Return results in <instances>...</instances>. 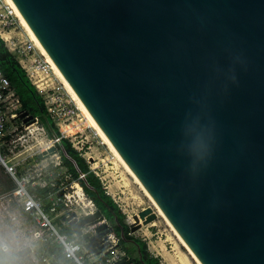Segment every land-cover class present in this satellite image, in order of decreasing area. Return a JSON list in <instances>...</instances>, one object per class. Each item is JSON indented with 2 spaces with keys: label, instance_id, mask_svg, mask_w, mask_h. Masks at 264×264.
I'll use <instances>...</instances> for the list:
<instances>
[{
  "label": "water",
  "instance_id": "95a60500",
  "mask_svg": "<svg viewBox=\"0 0 264 264\" xmlns=\"http://www.w3.org/2000/svg\"><path fill=\"white\" fill-rule=\"evenodd\" d=\"M12 2L197 259L264 264V0ZM63 220L95 253L111 231L99 209Z\"/></svg>",
  "mask_w": 264,
  "mask_h": 264
},
{
  "label": "built area",
  "instance_id": "2783aa9c",
  "mask_svg": "<svg viewBox=\"0 0 264 264\" xmlns=\"http://www.w3.org/2000/svg\"><path fill=\"white\" fill-rule=\"evenodd\" d=\"M20 23V18L13 5L8 0H0V37L4 40L7 48L17 56L30 81L44 98L47 109L61 134L52 138L48 136L49 142L41 143L37 151H30V147L27 145L29 137L36 129L48 135L46 127L37 116H32L30 123L24 121L21 115L25 110L22 109L20 97L0 69V167L17 185L16 189L2 196L11 197L10 200L13 199L18 203L21 202V207L16 208L12 213L15 217L11 224L14 228L19 227L23 232L21 235L22 244L15 251H12L8 243L9 240L4 241L1 248L7 247L8 251L2 252L11 255L18 254L25 247L31 248L29 255H15V259L10 255H1L0 264H115L126 254L119 247V239L112 231L107 233L104 236L105 240L97 245L101 251L95 253L89 250L86 242H77L70 235L60 232L54 224V217L63 214L58 212V206L64 204L66 209L70 207V204H73V192L68 189L69 187L73 189L76 187L75 185L78 187L79 182L68 183L67 180L63 181L61 178L58 180L57 177H51L52 174L48 176L50 173L47 174V171L53 164L57 168L63 167L57 143L62 138H68L67 131L71 129L72 124L70 120L79 114L72 97L64 93L63 83L55 82L51 77L53 68L46 57L37 52L32 40L27 37L23 38L17 32ZM72 144L82 153L83 147L76 146L73 141ZM52 147H56V151L47 156L55 155L57 157L55 162L54 160L50 162L47 156L39 157L40 153L49 151ZM35 157H38L39 160L33 162ZM84 176L85 173L80 174V177ZM48 179L50 182L47 181ZM42 182H45L49 188L64 191L61 196L58 195L57 190L49 191L51 200L49 209L46 208L44 198L36 193V189ZM114 201L121 207L115 198ZM75 204L84 209V206L78 201ZM69 210L79 215L76 208ZM95 210L84 209L81 216L90 215ZM53 213L55 216H52ZM95 227L93 226L91 229L94 230ZM74 236H76L75 233ZM52 245H55V248L61 247L69 261L64 262L56 253L51 252Z\"/></svg>",
  "mask_w": 264,
  "mask_h": 264
},
{
  "label": "rangeland",
  "instance_id": "374dc122",
  "mask_svg": "<svg viewBox=\"0 0 264 264\" xmlns=\"http://www.w3.org/2000/svg\"><path fill=\"white\" fill-rule=\"evenodd\" d=\"M17 32L22 35L23 38L27 37L29 40H32L35 43L22 22L20 23ZM35 46L37 52L44 55L37 47L36 43ZM51 77L53 80H55V82H62L55 71L53 72V70ZM64 90V93L70 95V97H72L74 100L73 96L71 93H69L66 87ZM65 96L67 95L65 94ZM74 102L77 105L76 108L79 115L70 120L72 124L71 129L67 131L69 134L67 139H69L71 142L73 141L76 146L84 148L82 150V154L87 159L90 169L101 178L106 191H108V193L118 201L122 207L121 209L126 215V221L129 224H132L135 221L134 215L138 214L143 208L149 206L154 207L158 213V217L154 221L146 225L143 224L142 227L138 228L134 232L131 231L130 234L133 237L144 241L146 251L152 256L161 257V261L164 264H184L183 259L186 261V264H197L194 257L186 248L184 244L185 241L183 242L176 229H174L169 224L168 220L159 213L152 200L144 193L122 160L104 141L99 132L91 125L84 112L78 106L77 102L75 100ZM41 139L45 140V142H49L48 135L40 132L39 129H36L33 135H31L27 141L30 151L34 152L39 149ZM47 157L49 158L50 162L52 160H54V162L57 160L55 155H49ZM35 160H39L38 157H35L33 162H35ZM53 165H50V168L47 171V174L48 172L50 173L48 176H51L52 174L51 177H57L58 180L61 178L63 181H68L69 176H66L67 174H65L66 169L63 167L57 168ZM49 180L50 179L47 181L50 182ZM75 186L76 187L73 189L70 187L68 189L73 192V204H70V207H67L66 209L76 208L78 213L81 214L84 213V209L87 211L90 209H96L93 201L88 197L87 194H85L84 190H82V195L88 202L89 206L85 207L83 205V209L75 204L77 201L80 203L79 198L75 193L76 191H73L78 189L77 185ZM2 195H0V248L4 241L9 240L8 243L11 246L12 251H15L22 244L21 235L23 232L19 229V227H16L17 229L14 228L13 224H11V221L13 220V217H15V215H12V213L15 212L14 210H16V208L19 209L21 207V202L18 203L13 199L10 200L11 197H3ZM49 204H51L50 198H48L45 202L46 207ZM66 211L67 210H64L63 212ZM58 212H61V210ZM52 216H55V213H53ZM53 221L60 232H67V234L69 233L70 235L71 231H73L71 226H69L67 222L63 220L62 214L54 217ZM83 228L85 230H91L92 227ZM81 242L84 243L85 240L81 239ZM87 244L89 245V242ZM4 255L11 254L5 253ZM15 255L19 254H14V259L16 257ZM165 255L169 257L168 260H166Z\"/></svg>",
  "mask_w": 264,
  "mask_h": 264
},
{
  "label": "trees",
  "instance_id": "16d2710c",
  "mask_svg": "<svg viewBox=\"0 0 264 264\" xmlns=\"http://www.w3.org/2000/svg\"><path fill=\"white\" fill-rule=\"evenodd\" d=\"M0 69L20 97L22 109L28 111L32 116L39 117L40 122L46 127L50 138L59 136L61 132L51 117L44 98L30 81L17 56L7 48L1 37ZM57 150L61 155L62 165L66 169L65 174L69 176L67 182H79L85 194L95 203L97 209L105 215L111 231L119 239V247L133 260V263L164 264L161 261V257L152 256L146 251L144 241L130 234L131 227L126 221L125 213L114 201L113 197L106 191L101 178L90 169L87 159L80 151L73 147L72 142L67 138H62L61 141L57 143ZM82 173H85L84 177H80ZM16 186L13 179L2 167H0V195L13 191L16 189ZM50 190L56 191L57 189L49 188L45 182H42L36 189V193L46 198ZM49 207L48 205L46 208L49 209ZM72 234L73 231H71L70 235ZM50 251L56 253L63 261H69L61 247L55 248V245H52ZM1 255H4L2 251H0V256Z\"/></svg>",
  "mask_w": 264,
  "mask_h": 264
},
{
  "label": "bare ground",
  "instance_id": "6f19581e",
  "mask_svg": "<svg viewBox=\"0 0 264 264\" xmlns=\"http://www.w3.org/2000/svg\"><path fill=\"white\" fill-rule=\"evenodd\" d=\"M9 3H11L13 5V7L16 9L17 15L19 16V18L21 19V22L24 24V26L27 28L28 32L30 33V35L32 36L33 40L35 41L37 47L41 50V52L47 57L48 62L51 64V66L53 67V70L55 71V73L58 75L59 79L63 82V84L65 85L66 89L69 91V93H71V95L73 96L74 100L77 102L78 106L80 107V109L84 112V114L86 115L87 119L89 120V122L91 123V125L99 132V134L101 135V137L104 139V141L109 145V147L115 152V154L122 160V162L124 163V165L127 167V169L130 171V173L134 176L135 180L137 181V183L139 184V186L141 187V189L144 191V193L152 200L153 204L156 206V208L158 209L159 213L166 218L165 214L163 213V211L158 207V205L156 204V202L154 201V199L152 198V196L149 194V192L145 189V187L143 186V184L140 182V180L138 179V177L135 175V173L130 169V167L124 162V160L121 158V156L118 154V152L115 150V148L112 146V144L109 142V140L105 137V135L102 133V131L99 129V127L96 125V123L92 120V118L89 116V114L85 111V109L82 107V105L78 102V100L75 98V96L72 94L71 90L69 89V87L67 86V84L65 83L64 79L62 78V76L60 75L59 71L57 70V68L55 67V65L53 64V62L51 61V59L49 58V56L47 55V53L45 52V50L43 49V47L41 46V44L39 43V41L37 40V38L35 37V35L33 34L32 30L30 29V27L28 26V24L26 23V21L24 20V18L22 17V15L20 14V12L18 11V9L16 8V6L14 5V3L12 2V0H8ZM41 143H44L45 140L41 139L40 140ZM81 185L78 184V189L76 190V195L79 198V201L82 205H84L85 207L89 206L88 202L85 200V198L82 195V190H81ZM76 197V198H77ZM167 219V218H166ZM168 220V219H167ZM169 224L173 227V225L170 223V221L168 220ZM174 228V227H173ZM175 229V228H174ZM178 233V232H177ZM179 234V233H178ZM181 237V236H180ZM182 238V237H181ZM183 240V239H182ZM184 242V240H183ZM186 248L188 249V251L190 252V254L194 257L195 261L197 264H202L197 257L194 255V253L190 250V248L186 245V243L184 242ZM172 262V261H171ZM183 263L186 264V261H184L183 259Z\"/></svg>",
  "mask_w": 264,
  "mask_h": 264
},
{
  "label": "crops",
  "instance_id": "0c3cea01",
  "mask_svg": "<svg viewBox=\"0 0 264 264\" xmlns=\"http://www.w3.org/2000/svg\"><path fill=\"white\" fill-rule=\"evenodd\" d=\"M58 191V190H57ZM60 191H58L57 193H59ZM40 196V195H39ZM41 197V196H40ZM48 198H50V195L48 194V196L46 197V198H44V200H45V202L47 201V199ZM50 202V201H49ZM64 210H67L66 212H63ZM61 212H63V214L62 215H70L71 213H72V211H70L69 209H65L64 207H63V209L61 210ZM74 213H76V212H74ZM76 215L80 218V217H82L81 215V213H79V215L76 213ZM67 222V224L69 225V222L68 221H66ZM70 226V225H69ZM72 228V227H71ZM83 231L85 230L84 228L82 229ZM88 231V230H87ZM84 232H86V231H84ZM66 234H67V232H65ZM68 235H69V233H68ZM76 235V234H75ZM71 238H73L74 240H76L77 242H81V239H83V240H85V242L86 243H88L89 241L87 240V239H85V238H83V237H81V236H74V231H73V234L71 235ZM81 238V239H80ZM84 242V243H85ZM18 254H19V252H18ZM30 254V253H29ZM28 254V255H29ZM14 255V254H13ZM13 255H10V257H12V258H14V256ZM20 256H22V255H20ZM26 256V255H25ZM125 256V255H124ZM2 257V256H1ZM0 257V258H1ZM165 258H166V260H168L169 259V257L167 256V255H165ZM62 260V259H61ZM63 261V260H62ZM65 262V261H64ZM70 264H72V263H70ZM74 264V263H73Z\"/></svg>",
  "mask_w": 264,
  "mask_h": 264
},
{
  "label": "clouds",
  "instance_id": "9594fccd",
  "mask_svg": "<svg viewBox=\"0 0 264 264\" xmlns=\"http://www.w3.org/2000/svg\"><path fill=\"white\" fill-rule=\"evenodd\" d=\"M0 251L7 252L8 249H7V247H2V248H0Z\"/></svg>",
  "mask_w": 264,
  "mask_h": 264
},
{
  "label": "flooded vegetation",
  "instance_id": "af4514ba",
  "mask_svg": "<svg viewBox=\"0 0 264 264\" xmlns=\"http://www.w3.org/2000/svg\"><path fill=\"white\" fill-rule=\"evenodd\" d=\"M94 204H95V203H94ZM95 206H96V205H95ZM96 210H97V207H96ZM96 210H95V211H96ZM63 216H65V215H63ZM86 227L88 228V227H93V226H86ZM109 228H110V225H109ZM110 230H111V229H110ZM106 234H107V233L103 234L102 237H104Z\"/></svg>",
  "mask_w": 264,
  "mask_h": 264
}]
</instances>
